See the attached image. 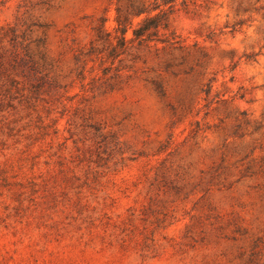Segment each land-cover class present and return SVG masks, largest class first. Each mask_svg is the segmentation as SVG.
Segmentation results:
<instances>
[{
    "label": "rangeland",
    "instance_id": "rangeland-1",
    "mask_svg": "<svg viewBox=\"0 0 264 264\" xmlns=\"http://www.w3.org/2000/svg\"><path fill=\"white\" fill-rule=\"evenodd\" d=\"M114 10L0 0V264H264V0Z\"/></svg>",
    "mask_w": 264,
    "mask_h": 264
},
{
    "label": "trees",
    "instance_id": "trees-1",
    "mask_svg": "<svg viewBox=\"0 0 264 264\" xmlns=\"http://www.w3.org/2000/svg\"><path fill=\"white\" fill-rule=\"evenodd\" d=\"M177 0H163L160 4L153 2L146 4L139 0H110L115 6L113 29L115 36H111L105 27L107 18L100 19V26L96 34L100 40H105L110 48L111 57L118 55V49H123L127 44L137 45L161 44L170 48L179 49L176 36L170 30V15L172 4ZM140 18L138 23L135 19ZM131 38H127L128 32ZM115 41V45L113 44ZM210 90V83L205 91Z\"/></svg>",
    "mask_w": 264,
    "mask_h": 264
}]
</instances>
